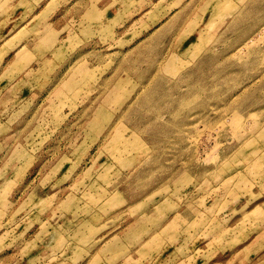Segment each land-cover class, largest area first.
Masks as SVG:
<instances>
[{"label": "rangeland", "instance_id": "374dc122", "mask_svg": "<svg viewBox=\"0 0 264 264\" xmlns=\"http://www.w3.org/2000/svg\"><path fill=\"white\" fill-rule=\"evenodd\" d=\"M233 254L264 255V0H0V264Z\"/></svg>", "mask_w": 264, "mask_h": 264}, {"label": "crops", "instance_id": "0c3cea01", "mask_svg": "<svg viewBox=\"0 0 264 264\" xmlns=\"http://www.w3.org/2000/svg\"><path fill=\"white\" fill-rule=\"evenodd\" d=\"M88 27H90L89 25H87ZM20 49H22V48H20ZM136 223V222H135ZM244 249H246V248H244ZM235 255L236 254H233V257L231 258H229L228 259V262H231L230 264H232V260H233V258L235 257ZM227 260L226 259H222V262H226ZM247 263H248V261H246ZM253 264H264V255L262 256V257H260V258H256L255 259V261L254 262H252Z\"/></svg>", "mask_w": 264, "mask_h": 264}, {"label": "bare ground", "instance_id": "6f19581e", "mask_svg": "<svg viewBox=\"0 0 264 264\" xmlns=\"http://www.w3.org/2000/svg\"><path fill=\"white\" fill-rule=\"evenodd\" d=\"M226 5H227V3H226ZM225 9H226V8H225L224 4L221 5V7H220L221 12H222V10H225ZM227 9H228V8H227ZM227 9H226V10H227ZM227 11H228V10H227ZM217 12H218V11H217ZM218 13H219V12H218ZM218 13H217V15H219ZM224 14H225V12H224Z\"/></svg>", "mask_w": 264, "mask_h": 264}]
</instances>
